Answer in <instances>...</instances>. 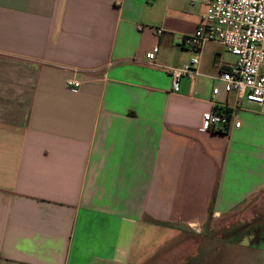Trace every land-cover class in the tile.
<instances>
[{"label": "crops", "instance_id": "crops-1", "mask_svg": "<svg viewBox=\"0 0 264 264\" xmlns=\"http://www.w3.org/2000/svg\"><path fill=\"white\" fill-rule=\"evenodd\" d=\"M205 11L0 0V264H175L211 219L264 195L261 109L203 128L236 102L215 78L237 58L207 43L193 82L168 72L195 56L182 43ZM262 244L232 246L264 264Z\"/></svg>", "mask_w": 264, "mask_h": 264}, {"label": "built area", "instance_id": "built-area-1", "mask_svg": "<svg viewBox=\"0 0 264 264\" xmlns=\"http://www.w3.org/2000/svg\"><path fill=\"white\" fill-rule=\"evenodd\" d=\"M190 6L202 4L206 11L196 32L184 37L182 47L194 52L191 61L180 68L168 70L173 78L174 88L182 78L192 82L201 75L199 67L203 48L207 43L222 44L237 58L236 64L227 71H222L215 78L225 86L228 94L237 96L233 105L203 114V128L216 130L225 128L237 120L241 110H251L258 106L264 114V0H188ZM162 35V29L154 30ZM159 48L156 46L146 54L148 64L153 65ZM67 86L79 90L81 82L68 80ZM220 92L217 86L214 96Z\"/></svg>", "mask_w": 264, "mask_h": 264}, {"label": "rangeland", "instance_id": "rangeland-1", "mask_svg": "<svg viewBox=\"0 0 264 264\" xmlns=\"http://www.w3.org/2000/svg\"><path fill=\"white\" fill-rule=\"evenodd\" d=\"M264 232V195L218 221L212 219L200 235L190 238L191 251L178 252L175 264H247V254L232 244L257 246ZM263 245V244H262Z\"/></svg>", "mask_w": 264, "mask_h": 264}, {"label": "trees", "instance_id": "trees-1", "mask_svg": "<svg viewBox=\"0 0 264 264\" xmlns=\"http://www.w3.org/2000/svg\"><path fill=\"white\" fill-rule=\"evenodd\" d=\"M260 237V242H263L264 241V232L261 233V235L259 236ZM259 245V244H258Z\"/></svg>", "mask_w": 264, "mask_h": 264}]
</instances>
